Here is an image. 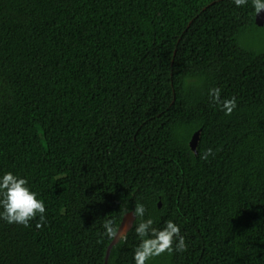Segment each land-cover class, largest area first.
<instances>
[{
	"label": "trees",
	"instance_id": "16d2710c",
	"mask_svg": "<svg viewBox=\"0 0 264 264\" xmlns=\"http://www.w3.org/2000/svg\"><path fill=\"white\" fill-rule=\"evenodd\" d=\"M262 26L252 0H0V176L47 221L0 220V264H104L103 224L137 203L188 245L148 264H264ZM140 242L132 226L107 264Z\"/></svg>",
	"mask_w": 264,
	"mask_h": 264
},
{
	"label": "clouds",
	"instance_id": "9594fccd",
	"mask_svg": "<svg viewBox=\"0 0 264 264\" xmlns=\"http://www.w3.org/2000/svg\"><path fill=\"white\" fill-rule=\"evenodd\" d=\"M248 0H234L237 7L246 5ZM252 5L257 17L264 11V0H252ZM221 88L215 87L209 90V97L214 105H219L225 115H231L237 108V98L221 99ZM214 155L213 149L208 148L200 154V158L207 160ZM40 194L33 191L29 186V181L12 172H6L0 176V220L9 224H21L25 227L30 226V221L39 217L36 225L42 228L46 221V205ZM143 204L137 203L131 213L134 218V228L141 242L134 250L135 264H148L154 257L174 252H185L188 249L185 237L181 235V228L178 224L169 219L165 226L154 227L152 218L143 219L146 213ZM138 219L139 222L135 223ZM106 229L105 235L109 238L120 236V232L113 226L112 220H106L103 224ZM126 239V236H120Z\"/></svg>",
	"mask_w": 264,
	"mask_h": 264
},
{
	"label": "water",
	"instance_id": "95a60500",
	"mask_svg": "<svg viewBox=\"0 0 264 264\" xmlns=\"http://www.w3.org/2000/svg\"><path fill=\"white\" fill-rule=\"evenodd\" d=\"M255 23L258 26H262L264 24V11H262L260 14L255 15ZM200 131L201 129L196 130L190 140H189V145L191 147V149L197 153V144H198V140H199V136H200ZM161 206V201L158 202V207ZM133 210L127 211L124 215L123 218L121 220V223L118 227V231L120 232V236H127L128 232L130 231V229L132 228L133 224H134V218L132 217L131 213ZM120 236L113 238L112 241L110 242V244L107 247L106 250V255H105V263L107 264L111 250L118 245L121 241H123L124 239L120 238Z\"/></svg>",
	"mask_w": 264,
	"mask_h": 264
},
{
	"label": "rangeland",
	"instance_id": "374dc122",
	"mask_svg": "<svg viewBox=\"0 0 264 264\" xmlns=\"http://www.w3.org/2000/svg\"><path fill=\"white\" fill-rule=\"evenodd\" d=\"M264 28V26L259 27L258 31L259 35L254 37L253 41V36H249V42L255 47V49H262L264 47V31L262 32L260 29Z\"/></svg>",
	"mask_w": 264,
	"mask_h": 264
}]
</instances>
